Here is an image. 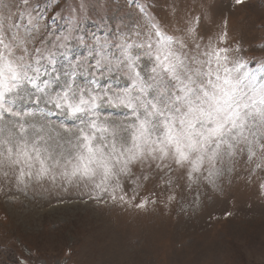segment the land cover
I'll list each match as a JSON object with an SVG mask.
<instances>
[{
	"label": "snow or ice",
	"instance_id": "1",
	"mask_svg": "<svg viewBox=\"0 0 264 264\" xmlns=\"http://www.w3.org/2000/svg\"><path fill=\"white\" fill-rule=\"evenodd\" d=\"M59 2L0 0V185L144 209L242 167L264 196V56L226 19L210 30L166 0L172 19L142 3L91 31L87 0L67 17Z\"/></svg>",
	"mask_w": 264,
	"mask_h": 264
},
{
	"label": "rangeland",
	"instance_id": "2",
	"mask_svg": "<svg viewBox=\"0 0 264 264\" xmlns=\"http://www.w3.org/2000/svg\"><path fill=\"white\" fill-rule=\"evenodd\" d=\"M79 2L60 0L52 12L63 6L67 17ZM104 2L99 9L87 0L88 30L102 26L101 17H135L142 3L172 19L166 0ZM181 8L200 13L210 30L226 19L246 56H264V0H183ZM246 176L241 167L215 189L194 187L144 209L90 200L82 185H0V264H264V196Z\"/></svg>",
	"mask_w": 264,
	"mask_h": 264
}]
</instances>
